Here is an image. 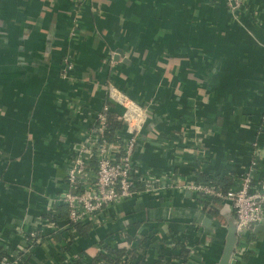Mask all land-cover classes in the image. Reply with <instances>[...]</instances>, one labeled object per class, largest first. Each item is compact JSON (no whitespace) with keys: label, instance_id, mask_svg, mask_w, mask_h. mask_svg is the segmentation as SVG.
Returning a JSON list of instances; mask_svg holds the SVG:
<instances>
[{"label":"crops","instance_id":"obj_1","mask_svg":"<svg viewBox=\"0 0 264 264\" xmlns=\"http://www.w3.org/2000/svg\"><path fill=\"white\" fill-rule=\"evenodd\" d=\"M247 9L235 15L223 0H0V253L19 252L18 264H70L76 254L72 264H107L98 258L124 260L131 246L123 264H169L194 248L189 264H217L225 237L218 209L233 215L225 202L142 194L83 233L66 227L64 208L45 211L64 190L79 139L69 106L99 108L107 81L148 106L136 152L143 170L222 179L228 189L257 142L264 177V0ZM64 55L75 63L73 83L60 75ZM205 217L210 232L194 222ZM52 221L59 229H49ZM255 238L254 255L238 264H264V225Z\"/></svg>","mask_w":264,"mask_h":264},{"label":"built area","instance_id":"obj_2","mask_svg":"<svg viewBox=\"0 0 264 264\" xmlns=\"http://www.w3.org/2000/svg\"><path fill=\"white\" fill-rule=\"evenodd\" d=\"M223 1L231 13L248 14L246 7L249 6V0ZM74 64L71 55L62 57V80L74 82ZM102 86L103 102L99 108L86 110L80 105L69 106L70 112L80 117L79 139L66 165L64 190L49 200V209L45 213L54 216L60 212V208H64L66 227L70 230L85 224L99 227L103 224L102 217L106 211L138 195L159 197L169 190L188 192L199 201L229 204L236 222V246L230 264H238L248 253L254 255L258 247L255 232L264 225V177L258 176V143L250 144L251 159L247 167L233 177L228 189L221 183L222 179L213 177L208 182L200 183L174 172H170L168 177L157 176L152 171L143 170L136 160L139 135L148 121V106L134 102L109 81ZM113 107L122 110L118 121L123 128L111 134L108 132V121ZM59 223L52 221L46 225L49 229L57 230ZM35 237L34 233H30L24 245L26 250L31 249ZM130 248L126 247L124 262L132 259ZM19 257V252H15L0 264H18ZM197 257V249L190 248L186 260H173L169 264H189V260L194 262L193 259ZM79 259L78 254L73 255L68 263H75Z\"/></svg>","mask_w":264,"mask_h":264},{"label":"water","instance_id":"obj_3","mask_svg":"<svg viewBox=\"0 0 264 264\" xmlns=\"http://www.w3.org/2000/svg\"><path fill=\"white\" fill-rule=\"evenodd\" d=\"M121 55V54H120ZM119 55H115L114 59L117 61V59L119 58ZM123 62H126L125 59H123ZM140 142L138 141L137 143V147L139 146ZM224 207H226V209H218V212L220 213V215H222L225 219V237H224V243H223V248L221 251V255L220 258L217 262V264H230L232 257L234 255V251H235V246H236V234H235V219L233 217V215H231L229 208L224 205ZM175 212V209L173 207L168 208L165 210V214L164 216L166 218H170L172 216V214ZM191 215H196V214H191ZM195 224L201 225L204 229H210V225L212 223V219H209L207 217H205L204 219L200 220V219H195ZM124 225H128L130 223H132L129 220H125ZM211 230H209L210 232ZM214 235L213 232L209 233L207 236L208 238H212ZM207 238V242H209V239Z\"/></svg>","mask_w":264,"mask_h":264},{"label":"trees","instance_id":"obj_4","mask_svg":"<svg viewBox=\"0 0 264 264\" xmlns=\"http://www.w3.org/2000/svg\"><path fill=\"white\" fill-rule=\"evenodd\" d=\"M121 127H122V123H120L119 121H117V122L116 121H111L109 119V121H108V132L109 133L112 134L116 130L121 129ZM208 180L209 179H207V181H204V182H208ZM205 202L208 203L207 201H205ZM90 226H91L90 224H85V226L77 225L75 228L78 229L77 230L78 232L83 233V232H85V229L90 227ZM188 253H189V251H187L186 257L188 256ZM120 254L121 253L119 252L117 255H120ZM124 256H126V254H123V256H122L123 259H124ZM4 258H6L5 254L0 253V261L3 260ZM101 260L105 261V263H107V264H123V262H122L123 260L122 259H121L122 261L121 260L119 261V256L117 257L116 260H113V261L106 259L105 256L104 257L100 256L98 258V262H100Z\"/></svg>","mask_w":264,"mask_h":264}]
</instances>
